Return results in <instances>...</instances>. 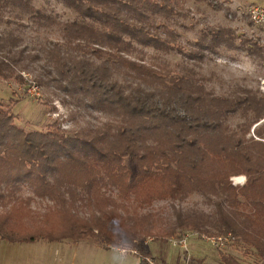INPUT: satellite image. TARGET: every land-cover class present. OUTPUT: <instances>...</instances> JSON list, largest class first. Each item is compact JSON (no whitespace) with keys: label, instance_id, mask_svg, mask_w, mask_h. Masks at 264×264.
I'll return each instance as SVG.
<instances>
[{"label":"trees","instance_id":"1","mask_svg":"<svg viewBox=\"0 0 264 264\" xmlns=\"http://www.w3.org/2000/svg\"><path fill=\"white\" fill-rule=\"evenodd\" d=\"M56 1L76 18L60 21L34 7L33 0H0V9L18 10L35 23L55 27L72 51L96 59L106 56L105 61L133 75L136 86L127 93L108 80L103 67H78V88L118 117L115 125L88 133L66 131L57 122L46 130L26 131L0 100V239H92L105 249L133 247L141 255L137 238L151 235L146 232L150 217H133L127 228L107 225L93 211L94 203L108 190L141 207L200 194L217 198L214 215L183 216L177 211L162 238H173L178 229L212 235V228L217 237L229 236L245 250H254L264 264V127L254 130L259 139L246 138L264 120V93L241 89L215 95L194 80L190 68L173 66L161 55L183 51L174 34L159 32L161 26L168 29L158 17H172L175 0ZM236 39L230 29L204 30L196 43L202 47L187 54L202 62L206 51L216 52ZM248 41L239 46L256 54L259 42ZM151 48L152 64L146 62ZM1 64L0 78L25 84L22 74L14 75ZM239 113L248 120L252 116L243 134L226 122ZM241 175L246 183L233 185L231 178ZM22 187L32 196L17 194ZM36 199L50 202L42 227L26 219L32 217L30 205ZM80 199L86 201L88 216L76 211ZM220 257L223 264H241L225 253Z\"/></svg>","mask_w":264,"mask_h":264},{"label":"rangeland","instance_id":"2","mask_svg":"<svg viewBox=\"0 0 264 264\" xmlns=\"http://www.w3.org/2000/svg\"><path fill=\"white\" fill-rule=\"evenodd\" d=\"M175 1L176 12L172 17H158L168 29L161 26L159 32L174 34L183 51L172 50L161 55L173 66L190 68L194 80L215 95H229L241 89L252 90L257 95L264 93V28L261 21L255 22L250 16L254 8L264 10V0ZM33 5L60 21L76 18V13L56 0H33ZM218 28L234 31L238 39L233 45L222 44L216 52L206 51L202 62L191 59L190 51L202 47L196 46L202 31ZM246 39L250 44L259 42L261 48L256 54L239 46L240 41ZM147 52L149 58L155 53L152 48ZM149 58L146 62L152 64ZM106 59V56L96 59L72 51L55 27L35 23L29 15H21L18 10L0 9V64L4 61L1 66L5 70L13 69V74H22L25 81V84H18L14 78L10 81L0 78V100L15 116V124L26 131L46 130L47 125L54 122L66 131L82 133L97 131L107 124L115 125L118 117L80 90L74 77L76 69L84 64L89 68L103 67L108 80L117 82L128 93L136 86L135 77ZM31 87H37L39 96L34 90L30 92ZM226 120L230 129L239 134H243L242 129L249 121L240 113ZM260 127H264V120L254 125L246 138L259 139L254 130ZM231 181L235 186H243L247 177L235 176ZM17 194L25 198L32 196L27 187H22ZM216 200L192 194L182 201H157L141 207L132 198L124 199L116 191L108 190L94 203L93 211L107 225L123 228L130 225L133 217L149 216L146 232L151 235L137 238L144 253L138 254L133 247L105 249L92 239L33 243H10L0 239V264H223L221 253L234 257L241 264H262L254 250H245L241 242L234 243L231 238L220 239L212 228V235L178 229L173 238H162L169 223L174 222L177 211L183 216H213ZM85 202L80 199L75 204L81 216L90 214ZM49 205V201L34 200L30 205L32 217L26 218L28 223L44 226L42 217Z\"/></svg>","mask_w":264,"mask_h":264},{"label":"built area","instance_id":"3","mask_svg":"<svg viewBox=\"0 0 264 264\" xmlns=\"http://www.w3.org/2000/svg\"><path fill=\"white\" fill-rule=\"evenodd\" d=\"M250 16H251V18L253 19V21H255V22H262V26H263V28H264V10L263 9H259V8H254V9H252L251 10V12H250ZM31 90H34L35 92V94L37 95V96H39V91H37V87H31L30 88V92H32ZM220 238V237H219ZM226 238H229V236L228 237H226ZM221 239V238H220Z\"/></svg>","mask_w":264,"mask_h":264}]
</instances>
